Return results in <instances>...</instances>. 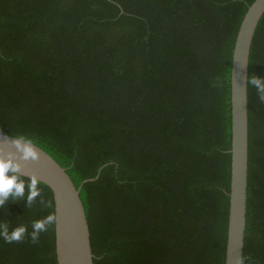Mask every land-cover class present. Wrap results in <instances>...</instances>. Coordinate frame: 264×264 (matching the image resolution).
I'll list each match as a JSON object with an SVG mask.
<instances>
[{
    "label": "trees",
    "instance_id": "obj_1",
    "mask_svg": "<svg viewBox=\"0 0 264 264\" xmlns=\"http://www.w3.org/2000/svg\"><path fill=\"white\" fill-rule=\"evenodd\" d=\"M254 1L0 0V132L26 137L81 186L94 264H225L232 58ZM253 76L264 77V15L249 61L243 253V264H264ZM39 187L31 204L0 208V225L27 229L0 238V264H57L53 193Z\"/></svg>",
    "mask_w": 264,
    "mask_h": 264
},
{
    "label": "water",
    "instance_id": "obj_2",
    "mask_svg": "<svg viewBox=\"0 0 264 264\" xmlns=\"http://www.w3.org/2000/svg\"><path fill=\"white\" fill-rule=\"evenodd\" d=\"M263 15L264 0H255L241 22L233 51L232 172L225 264H243L248 189V73L253 39ZM34 146L38 159L23 160L12 137L0 132V156L11 155L20 164L23 177H37L53 193L57 264H94L81 186H75L66 169L51 155Z\"/></svg>",
    "mask_w": 264,
    "mask_h": 264
},
{
    "label": "clouds",
    "instance_id": "obj_3",
    "mask_svg": "<svg viewBox=\"0 0 264 264\" xmlns=\"http://www.w3.org/2000/svg\"><path fill=\"white\" fill-rule=\"evenodd\" d=\"M250 83L258 93V99L264 102V77L253 76ZM16 148L22 153L23 160L38 159V152L36 147L26 137L22 135L11 136ZM21 166L16 162L11 155L7 158L0 156V208H2L9 199L26 200L27 204H31L33 200L41 196V189L39 187V179L35 176L29 177L27 183L22 179L20 174ZM41 203L46 202L41 199ZM54 220V215L49 214L43 219L36 220L32 224V232L29 234L33 241H36L41 232L47 230L49 224ZM27 229L20 225L11 231L6 226L0 225V238L5 242L11 243L20 241L24 238Z\"/></svg>",
    "mask_w": 264,
    "mask_h": 264
}]
</instances>
